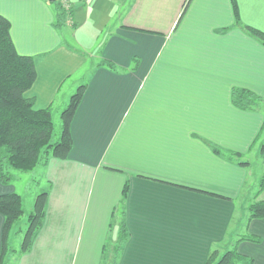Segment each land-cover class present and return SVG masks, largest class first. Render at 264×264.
<instances>
[{
	"label": "crops",
	"instance_id": "obj_1",
	"mask_svg": "<svg viewBox=\"0 0 264 264\" xmlns=\"http://www.w3.org/2000/svg\"><path fill=\"white\" fill-rule=\"evenodd\" d=\"M237 1L242 24L264 32V0ZM69 3L67 11L49 0H0L17 52L34 58L25 97L36 110L63 113L87 85L69 157L30 172L43 187L34 205L47 192V212L13 264H206L235 247L264 264V219L246 215L264 191L245 194L264 143V45L235 24L232 1ZM57 11L66 13L60 28ZM99 32L100 56L87 47ZM104 60L116 71L99 67ZM234 89L253 92L260 107H237ZM11 173L0 195L19 193L26 212L18 182L29 173ZM4 222L0 213V258ZM248 235L260 242L239 241Z\"/></svg>",
	"mask_w": 264,
	"mask_h": 264
},
{
	"label": "trees",
	"instance_id": "obj_2",
	"mask_svg": "<svg viewBox=\"0 0 264 264\" xmlns=\"http://www.w3.org/2000/svg\"><path fill=\"white\" fill-rule=\"evenodd\" d=\"M235 15V24L243 26L251 35L256 37L264 45V32L251 26L243 25L240 18L239 4L237 0H231ZM57 2V1H56ZM53 3V2H52ZM54 4V3H53ZM59 10L60 2L55 4ZM68 11V10H67ZM66 13L57 11L56 27L64 25ZM139 60V58H136ZM139 63H134L131 70H136ZM99 67H106L116 71V67L110 61L104 60ZM37 79V71L34 58L24 56L17 52L11 37V22L0 15V181L8 185L13 182L10 170L21 173H30L39 165L46 164L53 157L65 160L69 157L74 147L72 136V123L81 102L83 101L87 85H81L71 97L67 108L61 115L62 135L58 142L51 143L55 124L52 109L36 110L35 100L25 97V93L32 88ZM233 103L244 110H254L260 107L262 99L247 89L233 90ZM214 152L222 155L220 149ZM261 154L264 159V143ZM242 158L241 154L230 153L228 159ZM242 165L247 162L238 161ZM264 191V174L259 183L256 197ZM128 193L126 186L123 196ZM48 205V193H41L34 205V212L29 217V227L18 255L28 253L41 229L46 217ZM248 222L254 219H264V200H255L248 207ZM0 213L4 216L3 245L0 264H5L6 255L9 252V239L16 222L23 216V199L19 193L0 195ZM126 227L122 228V233ZM125 238L122 239L124 241ZM260 242L259 238L243 236L239 241ZM124 242H121L122 246ZM254 264L252 258L240 254L237 248H232L222 255L213 251L206 264Z\"/></svg>",
	"mask_w": 264,
	"mask_h": 264
},
{
	"label": "rangeland",
	"instance_id": "obj_3",
	"mask_svg": "<svg viewBox=\"0 0 264 264\" xmlns=\"http://www.w3.org/2000/svg\"><path fill=\"white\" fill-rule=\"evenodd\" d=\"M58 2H60V0H57V2L55 1L53 3L56 4ZM60 5H61V3H60ZM61 9L64 10V8H62V7H61ZM77 14L79 17L84 15L83 11H78ZM88 28L89 27H87L85 29H88ZM88 37L91 39V41L87 42V47H91L93 54L100 56L101 51H102L101 47H103V45L105 44V41L107 40L106 32H104L103 34H101L99 32V33H96L94 35H88ZM96 42H98V44H96ZM95 61H97V60H95ZM133 62L140 64V59L139 60L134 59ZM139 64H138V67H139ZM57 107H58V103H57ZM61 111L62 110H56L54 117H53V121L55 124V130H54V134H53V138H52L51 143L58 142L61 138V135H62L63 125H62V119H61V115H62ZM257 152H258V154L256 155V157L253 156L254 157V162H253V167H252V170H253L252 176L253 177L251 176V179H250L248 187H247V192L245 193L246 196H249V199L252 198V196L256 190H259V183H260V180H261L263 173H264V160L262 159V157H260V151L257 150ZM10 171L13 173L19 174V172H17V171H14V170H10ZM31 176L32 175L30 173L27 175H22V179L19 180V182H18V184L22 188L23 196L26 195V212L24 209L23 216L16 222V224L12 230V233H11V236L9 239V252L6 255V257H7L6 258V264H13L14 258H12V257L14 255L18 256V251L22 247L25 234H26L28 227H29V217L34 212L35 194L37 192L40 193L41 188H43L42 186L40 187V189L37 188V185H34ZM246 215H248V210L246 212ZM244 233H241V235ZM239 264H244V263L241 262Z\"/></svg>",
	"mask_w": 264,
	"mask_h": 264
},
{
	"label": "built area",
	"instance_id": "obj_4",
	"mask_svg": "<svg viewBox=\"0 0 264 264\" xmlns=\"http://www.w3.org/2000/svg\"><path fill=\"white\" fill-rule=\"evenodd\" d=\"M61 7L65 10H68L70 8V3L68 0H60Z\"/></svg>",
	"mask_w": 264,
	"mask_h": 264
},
{
	"label": "water",
	"instance_id": "obj_5",
	"mask_svg": "<svg viewBox=\"0 0 264 264\" xmlns=\"http://www.w3.org/2000/svg\"><path fill=\"white\" fill-rule=\"evenodd\" d=\"M55 1H57V0H49V2H55Z\"/></svg>",
	"mask_w": 264,
	"mask_h": 264
}]
</instances>
